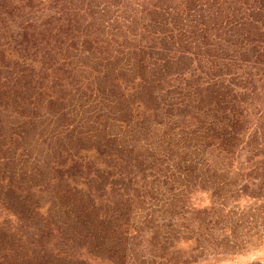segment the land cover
Listing matches in <instances>:
<instances>
[{"label": "trees", "instance_id": "16d2710c", "mask_svg": "<svg viewBox=\"0 0 264 264\" xmlns=\"http://www.w3.org/2000/svg\"><path fill=\"white\" fill-rule=\"evenodd\" d=\"M259 253L264 0H0V264Z\"/></svg>", "mask_w": 264, "mask_h": 264}, {"label": "rangeland", "instance_id": "374dc122", "mask_svg": "<svg viewBox=\"0 0 264 264\" xmlns=\"http://www.w3.org/2000/svg\"><path fill=\"white\" fill-rule=\"evenodd\" d=\"M258 257H261L260 262L256 263V264H264V253H262V254L259 253L256 256L239 257L236 260H228V261L224 262L223 264H252V263H254V261ZM256 261H258V260H256Z\"/></svg>", "mask_w": 264, "mask_h": 264}]
</instances>
